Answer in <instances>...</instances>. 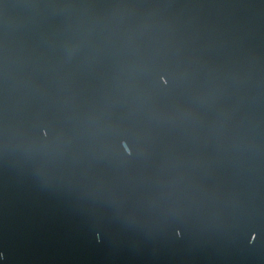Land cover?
Wrapping results in <instances>:
<instances>
[{
  "label": "water",
  "instance_id": "water-1",
  "mask_svg": "<svg viewBox=\"0 0 264 264\" xmlns=\"http://www.w3.org/2000/svg\"><path fill=\"white\" fill-rule=\"evenodd\" d=\"M0 264H264V0H0Z\"/></svg>",
  "mask_w": 264,
  "mask_h": 264
}]
</instances>
